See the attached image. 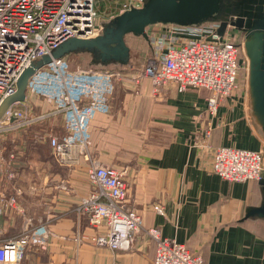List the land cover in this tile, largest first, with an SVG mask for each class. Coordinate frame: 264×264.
Returning <instances> with one entry per match:
<instances>
[{"label":"crops","instance_id":"crops-1","mask_svg":"<svg viewBox=\"0 0 264 264\" xmlns=\"http://www.w3.org/2000/svg\"><path fill=\"white\" fill-rule=\"evenodd\" d=\"M97 65L89 67L103 64ZM123 69L109 111L91 121V158L123 173L126 205L141 215L143 228H158L200 253L205 264H264V217H245L249 207L261 204L264 187L259 180L227 182L212 171L219 146L264 150L249 91L236 88L211 118L208 91L179 92L173 83L154 91L148 79L134 81L141 68L128 60ZM25 102L20 108L34 115L53 109L41 98ZM48 121L56 122L54 134L63 133L62 114L35 124ZM37 137L24 136L20 144L26 143V150L16 154L6 151L3 142L12 143V136H0V242L17 236L26 223L41 221L49 230L47 247L28 246L19 264H154L155 243L152 249L145 235L130 250L89 241L103 230L75 212L92 188L88 160L81 156L75 165L61 163L49 141L43 146L44 136ZM154 206L162 207V213Z\"/></svg>","mask_w":264,"mask_h":264},{"label":"built area","instance_id":"built-area-1","mask_svg":"<svg viewBox=\"0 0 264 264\" xmlns=\"http://www.w3.org/2000/svg\"><path fill=\"white\" fill-rule=\"evenodd\" d=\"M100 0H0V101L14 92L22 70L31 61L56 49L73 37L91 38L102 33L98 17ZM144 0H116L118 13L139 8ZM221 20L198 25L161 24L147 37L152 51L147 63L134 77L148 79L154 91L169 83L179 92L204 89L206 112L217 115L220 102L237 87L240 44L226 31L216 32ZM124 69L88 67L70 69L66 56L52 59L35 71L26 88V101L32 95L43 97L51 112L35 114L11 105L0 119V136L29 127L46 117L62 114L64 131L49 136L55 157L64 164L88 160L90 192L83 196L75 212L87 217L96 229L91 237L97 246L128 250L142 228L155 243L154 264H205L195 253L156 227L143 228L142 217L126 205L127 183L113 166L91 158L90 125L97 113L109 111V97ZM210 134L209 128L205 131ZM212 171L227 182L260 180L264 175V150L219 146L213 153ZM9 204L14 206L15 199ZM162 213V207L154 206ZM49 230L45 223H26L17 236L0 242V264H19L28 246L46 248Z\"/></svg>","mask_w":264,"mask_h":264},{"label":"water","instance_id":"water-1","mask_svg":"<svg viewBox=\"0 0 264 264\" xmlns=\"http://www.w3.org/2000/svg\"><path fill=\"white\" fill-rule=\"evenodd\" d=\"M238 16L244 17L242 30L248 58V91L253 116L264 134V0H237ZM221 0H144L139 8H131L105 23L102 33L91 38L73 37L64 40L51 54L43 55L25 67L16 81L14 92L0 101V119L8 108L26 101L29 78L36 70L52 59L72 53H89L94 64L125 63L129 48L126 34L132 33L147 38L146 27L152 24L176 23L198 25L212 19H220ZM236 22L222 20L216 34L221 38ZM264 187V175L259 180ZM264 217V199L259 206L247 209L246 218Z\"/></svg>","mask_w":264,"mask_h":264},{"label":"rangeland","instance_id":"rangeland-1","mask_svg":"<svg viewBox=\"0 0 264 264\" xmlns=\"http://www.w3.org/2000/svg\"><path fill=\"white\" fill-rule=\"evenodd\" d=\"M99 2H101V1H99ZM99 2L97 5L98 17H101V23L103 24L102 27H104L105 23H108L109 21L111 22L112 19H114L118 15L117 14L118 13V8H117L118 5H116V3H114L113 1H108V0L102 1L101 4H99ZM160 26H161V23H156V24H152V25L147 26L146 27L147 37L149 35V31H151L153 29H160ZM229 30H227V31H229L231 33L232 38L235 39V41L240 44V50H239L240 68H239V72H238V76H237V87L236 88H242L243 90L248 91V58L245 54V49L243 46V40L237 33H233V31H231V28H229ZM125 43L129 48V58H128L129 62L142 69V67L147 63L148 59L152 55V51H151L148 39L144 38L140 35H134L132 33H129V34H126V36H125ZM66 59L68 60V63L70 65V69H72V70L85 69V68H88L90 65H92V56L89 53L68 54V55H66ZM32 98H41L47 104L51 105L43 97L32 95ZM15 106L26 107V102L15 103ZM28 107H31V106H29V104H28ZM50 122L51 121H48L46 123L34 124L31 127H26L24 129L15 130L13 132L8 133L7 135L5 134L6 138L8 136H9V138L12 136V139H11L12 143H11V141L8 142L10 139H8L7 141H3V142H6L5 143V146L7 148L6 151H9V152L13 151L14 153L16 152V154H17V153H21L24 150H26V147L23 148V146L26 143L20 144V140H22L24 136H27V138L39 136L37 138H41V139L44 136L43 137V140H44L43 146L48 145L49 136L55 133L53 131V129L51 128V126L55 127V125H56V122L53 121L51 125H50ZM32 146L33 145H30V147H32ZM44 151H45V148H44ZM90 226L92 228H94L91 224H90ZM140 235L147 236L150 239L149 243L151 245V248L154 249L153 240L150 238V236L142 228L136 233L135 238L133 240L134 241L133 245L135 244V239ZM89 241H91V238ZM48 242H49V240H48ZM48 242H47V245H48ZM94 246H97V245L94 244ZM131 246H132V244H131ZM148 250H149V247H148ZM113 264H116V263L114 262ZM150 264H152L151 261H150Z\"/></svg>","mask_w":264,"mask_h":264},{"label":"flooded vegetation","instance_id":"flooded-vegetation-1","mask_svg":"<svg viewBox=\"0 0 264 264\" xmlns=\"http://www.w3.org/2000/svg\"><path fill=\"white\" fill-rule=\"evenodd\" d=\"M237 0H221V12H220V20H227L229 22H236L238 24V27H230L231 31L233 33H237L242 40L246 37V32L242 30L244 17L238 16L240 14V11L236 9Z\"/></svg>","mask_w":264,"mask_h":264},{"label":"trees","instance_id":"trees-1","mask_svg":"<svg viewBox=\"0 0 264 264\" xmlns=\"http://www.w3.org/2000/svg\"><path fill=\"white\" fill-rule=\"evenodd\" d=\"M205 22H207V21H205ZM205 22H203V23H205ZM128 60L125 63H114V62H112V63H108V64H103L102 67H108V68H114V69H123V67L128 63ZM90 66L98 67V65L94 64L93 62H92V65H90Z\"/></svg>","mask_w":264,"mask_h":264}]
</instances>
